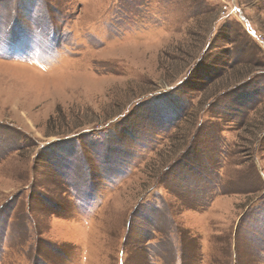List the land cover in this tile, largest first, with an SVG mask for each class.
Returning a JSON list of instances; mask_svg holds the SVG:
<instances>
[{"label": "rangeland", "instance_id": "1", "mask_svg": "<svg viewBox=\"0 0 264 264\" xmlns=\"http://www.w3.org/2000/svg\"><path fill=\"white\" fill-rule=\"evenodd\" d=\"M0 264H264V0H0Z\"/></svg>", "mask_w": 264, "mask_h": 264}]
</instances>
